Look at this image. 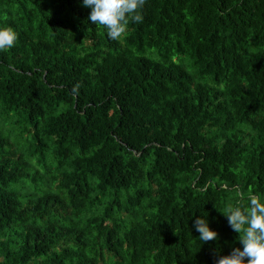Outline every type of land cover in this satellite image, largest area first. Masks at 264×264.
I'll return each instance as SVG.
<instances>
[{"label":"trees","instance_id":"obj_1","mask_svg":"<svg viewBox=\"0 0 264 264\" xmlns=\"http://www.w3.org/2000/svg\"><path fill=\"white\" fill-rule=\"evenodd\" d=\"M89 12L0 0V264H215L264 196V0H144L119 40Z\"/></svg>","mask_w":264,"mask_h":264},{"label":"clouds","instance_id":"obj_2","mask_svg":"<svg viewBox=\"0 0 264 264\" xmlns=\"http://www.w3.org/2000/svg\"><path fill=\"white\" fill-rule=\"evenodd\" d=\"M82 6L90 8L87 20L106 29L107 37L119 40L130 22H142L140 12L144 0H81ZM19 33L12 25H0V50L12 48ZM237 237L240 246L233 247L227 255H220L215 264H264V196L252 194L247 204H230L223 212ZM198 240L203 244L216 239L218 233L210 227L207 216L194 220Z\"/></svg>","mask_w":264,"mask_h":264}]
</instances>
